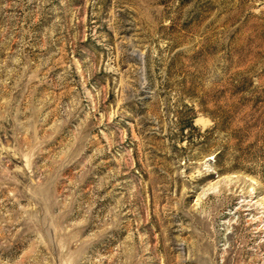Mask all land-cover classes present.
Wrapping results in <instances>:
<instances>
[{
  "label": "rangeland",
  "instance_id": "obj_1",
  "mask_svg": "<svg viewBox=\"0 0 264 264\" xmlns=\"http://www.w3.org/2000/svg\"><path fill=\"white\" fill-rule=\"evenodd\" d=\"M0 264H264V0H0Z\"/></svg>",
  "mask_w": 264,
  "mask_h": 264
}]
</instances>
